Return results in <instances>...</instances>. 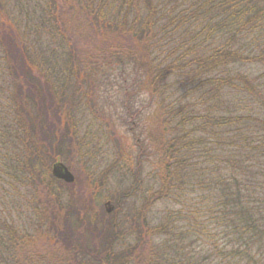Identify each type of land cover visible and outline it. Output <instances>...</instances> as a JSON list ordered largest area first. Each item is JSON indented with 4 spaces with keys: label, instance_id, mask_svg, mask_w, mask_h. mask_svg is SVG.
<instances>
[{
    "label": "trees",
    "instance_id": "16d2710c",
    "mask_svg": "<svg viewBox=\"0 0 264 264\" xmlns=\"http://www.w3.org/2000/svg\"><path fill=\"white\" fill-rule=\"evenodd\" d=\"M107 2L90 11L94 20L111 13ZM117 4L122 30L136 34L130 41L142 66V91L149 101L163 98L165 103L159 133L167 137H161L157 149L158 187L148 193L146 208L171 198L181 206L179 212L169 210L170 223L158 229L148 225L142 211V249L161 229L169 239L162 241L163 251H154L155 263L264 264V83L246 72L261 71L264 79V0H116ZM126 9V15H132L128 28L120 14ZM0 49V62L15 83V93L31 98L24 100L23 118L14 106L8 111L7 121L0 122V138L15 129L17 140L23 136L26 153L32 151L34 158L45 161L43 154L54 153L64 137L62 130L59 135L50 131L49 149L34 144V128L45 132L50 125L44 105L50 86L33 77L28 47L2 21ZM170 77L174 80L169 84ZM173 87L174 94L165 96ZM38 173L54 180L48 171ZM77 202L82 208L53 213L47 228L72 251L77 264L89 259L124 264L126 257L135 256L134 249L117 252L112 242L88 236L93 229L84 219L89 208ZM113 227L105 235L114 236Z\"/></svg>",
    "mask_w": 264,
    "mask_h": 264
},
{
    "label": "rangeland",
    "instance_id": "374dc122",
    "mask_svg": "<svg viewBox=\"0 0 264 264\" xmlns=\"http://www.w3.org/2000/svg\"><path fill=\"white\" fill-rule=\"evenodd\" d=\"M88 2L0 0V21L28 47L33 77L50 86L44 104L50 125L45 132L34 128V144L48 148L50 131L59 135L62 130L64 135L54 153L43 154L45 161L34 158L32 151L26 153L23 136L17 140L15 129L0 138V264H77L72 251L47 229L53 213L59 216L82 208L75 200L89 208L84 219L93 223V229L88 236H97L100 243L112 242L117 252L134 249L135 256L126 257L124 264H158L154 251H163L162 241L169 238L160 229L142 249V211L152 229L170 223L169 210L181 211L173 198L146 208L148 193L158 187L157 149L161 137H167L159 130L166 115L163 98L149 101L142 91V66L130 41L136 34L122 30V19L116 20V0L107 2L111 13L99 21L90 11L105 0ZM126 11L120 14L128 28L132 15ZM246 72L264 83L261 71ZM173 80L170 77L168 83ZM14 93L15 83L0 62V122L7 121L12 106L24 117L21 108L25 111L24 100L31 98L25 92ZM22 123L26 125L23 119ZM27 147L33 148L30 143ZM57 162L73 175V183L38 176L42 170L53 178L51 170ZM177 225L181 228L184 223ZM109 226H114V236L105 235ZM95 262L89 259L87 264Z\"/></svg>",
    "mask_w": 264,
    "mask_h": 264
},
{
    "label": "water",
    "instance_id": "95a60500",
    "mask_svg": "<svg viewBox=\"0 0 264 264\" xmlns=\"http://www.w3.org/2000/svg\"><path fill=\"white\" fill-rule=\"evenodd\" d=\"M51 174L53 178L61 180L67 184H71L74 182L73 175L68 171V169L60 162H57L53 164ZM106 211L108 213H111L112 207L110 206V203L105 204Z\"/></svg>",
    "mask_w": 264,
    "mask_h": 264
}]
</instances>
